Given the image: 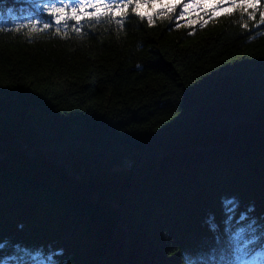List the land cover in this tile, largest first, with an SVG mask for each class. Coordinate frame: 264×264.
Segmentation results:
<instances>
[{
    "label": "trees",
    "instance_id": "trees-1",
    "mask_svg": "<svg viewBox=\"0 0 264 264\" xmlns=\"http://www.w3.org/2000/svg\"><path fill=\"white\" fill-rule=\"evenodd\" d=\"M41 7L0 0L3 264L17 247L23 264H196L226 201L264 224V8L15 31Z\"/></svg>",
    "mask_w": 264,
    "mask_h": 264
},
{
    "label": "snow or ice",
    "instance_id": "snow-or-ice-1",
    "mask_svg": "<svg viewBox=\"0 0 264 264\" xmlns=\"http://www.w3.org/2000/svg\"><path fill=\"white\" fill-rule=\"evenodd\" d=\"M41 2L40 11L46 13V16L28 19L26 24L17 26L15 31L19 32L24 27L36 29L42 25L41 30L54 27L56 34L59 35L62 26L66 35L69 21L73 22L71 27L76 32L81 31L85 22L91 25L109 21L123 28L129 9L141 20L147 19L150 25L154 23V16H160L184 21L185 27L192 28L196 24L207 23L201 12L209 18H215L218 10L231 6L246 15L249 20H255L257 10L264 8L260 0H216L211 4L207 0H168V2L165 0H41ZM145 6L153 11H141ZM35 15L39 16L40 13L37 12ZM259 17V23L264 24V10L259 11ZM243 26L248 27L247 24ZM176 27H181V24L177 23ZM226 204L230 207L234 219L226 220V227L221 229L215 217L210 218L205 233V244L200 253L203 259L197 260L196 264H264V224L258 227L257 221L252 219L254 209L248 210L249 214H241L242 218L236 224L237 202L229 200ZM224 250L234 251V258L226 259L220 254ZM15 252L16 258L21 259L22 264L25 253L31 257V250L27 247H17ZM196 254L193 252V255ZM11 255L9 244L0 241V257ZM0 264L3 262L0 261ZM185 264L191 262L186 260Z\"/></svg>",
    "mask_w": 264,
    "mask_h": 264
}]
</instances>
